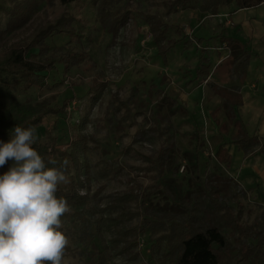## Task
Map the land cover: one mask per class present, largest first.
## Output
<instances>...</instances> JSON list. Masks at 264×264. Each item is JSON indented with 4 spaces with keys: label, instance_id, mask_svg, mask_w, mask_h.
<instances>
[{
    "label": "rangeland",
    "instance_id": "374dc122",
    "mask_svg": "<svg viewBox=\"0 0 264 264\" xmlns=\"http://www.w3.org/2000/svg\"><path fill=\"white\" fill-rule=\"evenodd\" d=\"M173 1L82 0L68 6L61 5L59 0L41 1L34 20L56 22L70 19L68 22L72 23L74 31L70 36L52 37L49 43L52 47L63 48L59 55L74 53L81 60L73 58L78 64L68 73L64 72L62 65L58 66L49 80L50 88H34L20 98L61 106L66 96L73 94L76 97L67 107L66 116L46 117L39 131L45 130V135L56 136L61 149L68 152L77 136L92 135L93 139L88 141L87 158L81 156V160L86 161L91 170V195L99 193L100 197L122 193L128 186L150 185V175L143 171L147 165L143 163L142 155H153L169 134L174 135L176 149L166 169L164 183L169 185L176 198L198 189L197 176L212 171L213 162L208 165L207 157L214 154L217 144L222 142L219 127L224 129V142L233 152L229 174L235 177L238 173L237 181L246 185L249 192L242 200V222L253 224L264 213V197H261L264 196V163L261 162L264 154H258L261 158L257 167L259 172L253 163H247L249 160L244 159V154L240 155L243 152L230 141L238 130L236 121H241L252 137L259 135L254 121L259 122L264 117V4L236 13H231L232 8H221L217 15H209L196 3L187 9L178 6L176 10ZM144 16H159L182 31L181 36L171 32L168 40L176 37L177 42L171 43L174 47L166 55L159 54L151 25ZM31 22L18 30L16 37L7 40L18 43L29 36ZM223 38L239 42L250 55L243 79L237 77L242 74L241 69L235 70L236 74L230 70L232 66L226 60L228 50L226 44H222ZM207 63L211 64L210 79L215 84L232 92V88L240 89L242 106L245 93L250 96L248 110L233 106L236 113L233 121L228 119L223 97L196 80L198 69ZM94 81L105 83L106 87L102 98L92 106L88 91ZM121 101L132 109L131 116ZM156 114L164 132L161 140L136 142L139 130L156 126ZM86 116L89 120L81 129ZM215 118L219 124L214 122ZM198 135L205 139L200 168L197 166ZM256 157L252 156L250 161L257 164ZM177 167L179 169L175 170ZM85 193L81 191L82 195ZM151 199L154 203L164 204L163 195L159 193ZM107 202L108 199H104L102 205ZM139 222V219L134 220V225ZM147 243L148 236H142L138 247L130 254L120 255L113 251L109 264L151 263ZM69 244L75 243L69 239ZM78 246L83 252L87 250L81 244ZM85 259V255L79 254L70 262L85 264Z\"/></svg>",
    "mask_w": 264,
    "mask_h": 264
},
{
    "label": "trees",
    "instance_id": "16d2710c",
    "mask_svg": "<svg viewBox=\"0 0 264 264\" xmlns=\"http://www.w3.org/2000/svg\"><path fill=\"white\" fill-rule=\"evenodd\" d=\"M41 1L44 0H0V141L8 143L11 139L9 132L16 126L34 127L38 141L33 147L42 157L69 161L66 171L68 183L58 185L56 195L63 197L70 206V212L61 218L60 230L75 244L66 248L62 264H72L70 259L79 254L85 255V264H109L113 251L120 255L130 254L138 247L142 236H148L149 264H264V213L253 224L242 222V200L249 192L229 174L233 155L226 148L224 129L220 127L222 142L217 144L215 153L209 154L206 161L208 165L213 162L212 171H204L197 176L198 189L176 198L169 185L164 183L166 169L176 149L174 135L169 134L153 155H142L143 163L147 165L143 171L150 175V185L128 186L127 191L105 197H100L99 193L91 195V170L81 156L87 158L88 141L93 139L92 135L77 136L71 142L72 150L68 152L61 149L56 136L45 135V130L43 133L39 131L46 117L66 116L67 107L76 97L73 94L66 96L61 106L20 98L34 88H50L49 80L58 66L62 65L64 72L68 73L81 60L74 53L59 55L63 48L52 47L49 43L52 37L70 36L74 31L72 23L68 22L70 19L56 22L40 18L34 20ZM81 1L59 0L63 6ZM192 3L209 15H217L221 8H232L231 13L254 9L264 4V0H174L172 5L177 10L179 7L187 9ZM144 18L151 25L159 54L166 55L174 47L171 43L177 42L176 37L168 40L171 32L181 36L182 31L159 16ZM30 22L32 32L29 36L18 43L7 40L8 37H16V32ZM222 44H226L228 50L226 60L232 66L230 70L236 74L235 70L238 72L241 69L242 74L237 77L243 79L249 66L248 51L234 40L223 38ZM73 58L78 61H73ZM211 72L210 63L202 64L196 80L200 85L206 83L215 95L223 97L228 119L233 121L236 119L233 106L243 104L240 89L232 88L234 92H229L228 88L215 84L210 79ZM105 87V83L98 81L90 85L88 94L92 106L102 98ZM116 99L120 100L117 96ZM121 103L131 116L132 109L126 102ZM158 117L156 114L155 127L137 132L136 142L151 143L155 138L161 140L164 132ZM88 120V116L83 119L81 129ZM214 122L219 124L216 118ZM235 127L238 130L230 142L243 152L244 158L264 154V136H249L239 120L235 122ZM197 138V166L200 168L205 139L200 135ZM12 166L13 161H8L0 167V175ZM48 167L54 165L49 164ZM81 191H85V195ZM157 193L163 195L164 204L154 203L151 199ZM104 199H108L105 206L102 205ZM136 219L140 222L134 225ZM78 244L87 250L81 251Z\"/></svg>",
    "mask_w": 264,
    "mask_h": 264
},
{
    "label": "clouds",
    "instance_id": "9594fccd",
    "mask_svg": "<svg viewBox=\"0 0 264 264\" xmlns=\"http://www.w3.org/2000/svg\"><path fill=\"white\" fill-rule=\"evenodd\" d=\"M9 135L0 141V167L13 161L0 175V264H62L69 239L61 218L71 209L56 194L68 183L69 161L42 157L34 127L16 126Z\"/></svg>",
    "mask_w": 264,
    "mask_h": 264
},
{
    "label": "crops",
    "instance_id": "0c3cea01",
    "mask_svg": "<svg viewBox=\"0 0 264 264\" xmlns=\"http://www.w3.org/2000/svg\"><path fill=\"white\" fill-rule=\"evenodd\" d=\"M260 7V6H259ZM247 10H250V9H247ZM239 11H241V10H239ZM238 11V12H239ZM206 84V83H205ZM204 84V85H205ZM203 85V84H202ZM243 89V88H242ZM244 99H245V104L242 106V111H246V110H248L249 109V106H247L248 105V102L250 101V96H249V94L248 93H245V95H244ZM251 122H253V121H251ZM254 123L256 124V133H258L259 135H261V136H264V117H263V119L261 120V121H254ZM231 147H233V146H231ZM226 148L229 150V152L231 153V154H233V152L230 150V146H226ZM240 155L242 156L243 155V153H240ZM244 159H246V161H248L247 163H253V165H254V167H256V169H258L257 167L259 166V162L261 161V158L257 155V157H256V163L257 164H255L254 162H251L250 160L252 159V157L251 158H244ZM261 162H263L264 163V159H262V161ZM257 165V166H256ZM260 169H261V167H259ZM257 171H259V169L257 170ZM260 172V171H259ZM258 172V173H259ZM236 180H238V173H237V175L234 177ZM250 181V180H249ZM243 184V183H242ZM251 184V183H250ZM253 184V183H252ZM244 185V184H243ZM244 187H247L246 185L244 186Z\"/></svg>",
    "mask_w": 264,
    "mask_h": 264
}]
</instances>
